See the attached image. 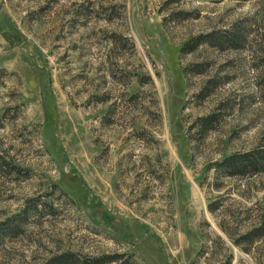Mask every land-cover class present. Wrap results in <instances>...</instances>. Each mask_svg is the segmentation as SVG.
Segmentation results:
<instances>
[{"label":"rangeland","instance_id":"rangeland-1","mask_svg":"<svg viewBox=\"0 0 264 264\" xmlns=\"http://www.w3.org/2000/svg\"><path fill=\"white\" fill-rule=\"evenodd\" d=\"M259 146L264 0H0V264H264V172L212 169Z\"/></svg>","mask_w":264,"mask_h":264},{"label":"trees","instance_id":"trees-1","mask_svg":"<svg viewBox=\"0 0 264 264\" xmlns=\"http://www.w3.org/2000/svg\"><path fill=\"white\" fill-rule=\"evenodd\" d=\"M246 42V35L239 30H225L222 33L213 32L199 35L186 42L181 52L188 53L194 48L208 44L222 49H241ZM215 121L214 115L200 119L204 127L210 128ZM212 169L218 176L234 177L254 175L264 172V146L256 147L250 151L231 154L221 161L213 164ZM215 204H209L210 211L216 210ZM28 209H23L19 214L0 221V244L7 238H15L23 233L22 225L26 222ZM264 236L263 227H255L246 233L232 239L240 246L251 245L256 239ZM121 255L104 254L98 257H81L71 252L55 254L49 257L43 264H131L129 259L121 261ZM221 264H231V256H228Z\"/></svg>","mask_w":264,"mask_h":264}]
</instances>
